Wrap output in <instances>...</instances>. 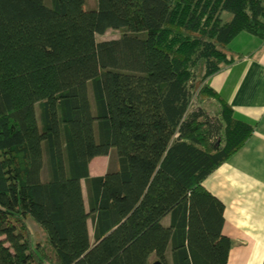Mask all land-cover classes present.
Wrapping results in <instances>:
<instances>
[{
    "label": "trees",
    "instance_id": "16d2710c",
    "mask_svg": "<svg viewBox=\"0 0 264 264\" xmlns=\"http://www.w3.org/2000/svg\"><path fill=\"white\" fill-rule=\"evenodd\" d=\"M244 31L264 0H0V264H228L203 183L254 126L208 80Z\"/></svg>",
    "mask_w": 264,
    "mask_h": 264
},
{
    "label": "crops",
    "instance_id": "0c3cea01",
    "mask_svg": "<svg viewBox=\"0 0 264 264\" xmlns=\"http://www.w3.org/2000/svg\"><path fill=\"white\" fill-rule=\"evenodd\" d=\"M229 46L243 57L211 76L208 83L233 108L235 117L253 124L254 131L203 185L225 204L223 233L233 241L228 264H264V39L244 31ZM117 166L118 156L112 151L94 157L89 173L103 175ZM162 223L169 226L171 216ZM87 228L93 240L91 219ZM167 259L172 264L170 247Z\"/></svg>",
    "mask_w": 264,
    "mask_h": 264
},
{
    "label": "rangeland",
    "instance_id": "374dc122",
    "mask_svg": "<svg viewBox=\"0 0 264 264\" xmlns=\"http://www.w3.org/2000/svg\"><path fill=\"white\" fill-rule=\"evenodd\" d=\"M95 1L96 0H76L77 6L80 9H88V8H93L95 7ZM230 14L226 13L225 17H229ZM123 31L122 29H108L106 30L103 34H97L96 38L97 40H104V39H114V38H119L122 35ZM210 107L209 105H207ZM43 175H46L47 170L46 166L43 167L42 169ZM82 187H83V193L84 196L86 195V190H85V185L84 182H82ZM31 228L33 232H37V227L31 224ZM170 264V262H169Z\"/></svg>",
    "mask_w": 264,
    "mask_h": 264
},
{
    "label": "water",
    "instance_id": "95a60500",
    "mask_svg": "<svg viewBox=\"0 0 264 264\" xmlns=\"http://www.w3.org/2000/svg\"><path fill=\"white\" fill-rule=\"evenodd\" d=\"M153 264H163L160 260L153 262Z\"/></svg>",
    "mask_w": 264,
    "mask_h": 264
}]
</instances>
